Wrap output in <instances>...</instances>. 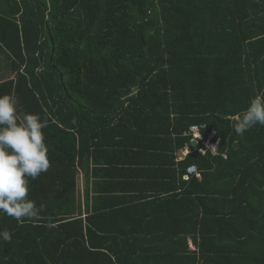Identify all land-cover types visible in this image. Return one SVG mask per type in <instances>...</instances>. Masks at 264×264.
Returning a JSON list of instances; mask_svg holds the SVG:
<instances>
[{"label":"trees","instance_id":"obj_1","mask_svg":"<svg viewBox=\"0 0 264 264\" xmlns=\"http://www.w3.org/2000/svg\"><path fill=\"white\" fill-rule=\"evenodd\" d=\"M1 69L51 167L37 219L0 213V264H264V126L233 129L264 93V0H0Z\"/></svg>","mask_w":264,"mask_h":264},{"label":"clouds","instance_id":"obj_2","mask_svg":"<svg viewBox=\"0 0 264 264\" xmlns=\"http://www.w3.org/2000/svg\"><path fill=\"white\" fill-rule=\"evenodd\" d=\"M256 125L264 126V93L250 100L233 129L242 136ZM47 126L37 114L25 113L20 117L14 98L0 95V213L21 224L34 221L44 209L29 193L30 181L51 167L43 131ZM0 240L11 242L12 234L0 231Z\"/></svg>","mask_w":264,"mask_h":264},{"label":"built area","instance_id":"obj_3","mask_svg":"<svg viewBox=\"0 0 264 264\" xmlns=\"http://www.w3.org/2000/svg\"><path fill=\"white\" fill-rule=\"evenodd\" d=\"M200 134L199 138H197V134ZM188 135L191 136V143H195L194 148H196V151L198 154L205 156L208 153H211L213 155L219 154V148H220V139L217 136V131L212 130L209 132L208 136L204 138L201 129L199 126H192L190 128V131L188 132ZM194 149L190 146H185L178 155V160H184V158L190 154H193ZM224 158H227V155L224 154ZM194 175L198 179H202V173L198 170L196 165H191L187 169V173L184 175V180H189L190 177ZM190 248L192 251H198V247L190 242Z\"/></svg>","mask_w":264,"mask_h":264},{"label":"rangeland","instance_id":"obj_4","mask_svg":"<svg viewBox=\"0 0 264 264\" xmlns=\"http://www.w3.org/2000/svg\"><path fill=\"white\" fill-rule=\"evenodd\" d=\"M12 77L10 72L5 70V69H1L0 71V80H5V79H8ZM78 185H79V190L80 192L83 190V178H82V175L80 174L79 176V180H78ZM82 193V192H81Z\"/></svg>","mask_w":264,"mask_h":264},{"label":"water","instance_id":"obj_5","mask_svg":"<svg viewBox=\"0 0 264 264\" xmlns=\"http://www.w3.org/2000/svg\"><path fill=\"white\" fill-rule=\"evenodd\" d=\"M192 145H195V143L193 142ZM236 145H237V147H239V144H236Z\"/></svg>","mask_w":264,"mask_h":264},{"label":"crops","instance_id":"obj_6","mask_svg":"<svg viewBox=\"0 0 264 264\" xmlns=\"http://www.w3.org/2000/svg\"><path fill=\"white\" fill-rule=\"evenodd\" d=\"M192 240H191V238L189 239V244H190V242H191Z\"/></svg>","mask_w":264,"mask_h":264}]
</instances>
